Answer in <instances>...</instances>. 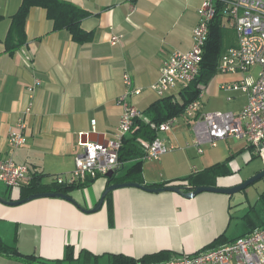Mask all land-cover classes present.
<instances>
[{
	"label": "crops",
	"instance_id": "crops-1",
	"mask_svg": "<svg viewBox=\"0 0 264 264\" xmlns=\"http://www.w3.org/2000/svg\"><path fill=\"white\" fill-rule=\"evenodd\" d=\"M65 1L90 14L81 23L91 33L89 42L79 45L66 31H54L45 10L32 8L25 23L26 45L9 55L4 39L20 0H0V158L28 168L31 175L25 187L34 178L47 188L55 187L56 176L74 170L75 160L84 154L83 144H104L123 112L118 97L127 93V102L140 111V120H146L143 112L158 100L150 87L159 78L161 64L173 53L190 50L202 3ZM220 27L222 32L228 27L223 17ZM112 37L120 40L113 45ZM235 45L234 34L221 54ZM245 74L216 72L199 97L202 102L205 93L215 102L214 109L206 111L208 100L207 105L202 102V111L239 112L246 95L222 92L219 87ZM125 76L130 86L125 85ZM36 79L41 84L31 99L27 88ZM133 89L140 94H128ZM177 93L173 90L167 96ZM30 103V113L24 114ZM20 118L25 144L11 150L8 133L18 130ZM193 126L181 114L170 129L157 131L156 138L176 149L157 161L142 159L140 185L157 188L194 177L199 187L231 188L264 170V145L253 148L243 140L227 138L213 147H196ZM216 165L215 175L205 173ZM106 187L107 179L97 178L68 192L72 201L40 198L15 206L0 201V240L22 255L46 262L62 260L69 248L71 264H108L111 254L135 260L160 252L171 258L189 255L221 235L229 242L264 225V190L250 193L246 188L232 195L204 192L186 199L172 192L125 187L110 192L98 211L85 212L96 206ZM0 198L17 201L20 190L0 183ZM0 264L28 263L0 254Z\"/></svg>",
	"mask_w": 264,
	"mask_h": 264
},
{
	"label": "built area",
	"instance_id": "built-area-1",
	"mask_svg": "<svg viewBox=\"0 0 264 264\" xmlns=\"http://www.w3.org/2000/svg\"><path fill=\"white\" fill-rule=\"evenodd\" d=\"M223 6V18L236 36V45L229 48L218 60L217 73L245 74L258 67L256 78L245 76L234 83H224L222 92H243L247 97L245 106L236 113L212 111L203 112L200 98L191 103L182 116L194 122L193 145L200 147L208 144L213 147L227 138L243 140L253 148L264 145V0H202L197 11L198 22L192 31V44L189 51L173 53L163 60L158 80L150 87L158 99L171 91H181L198 74L204 48L209 36V24L216 13V6ZM120 38L112 37L111 44ZM124 83L130 86L129 77ZM41 84L39 79L27 88L30 98ZM128 94L139 95L133 89ZM127 93L118 97L117 103L123 112L118 125L104 144L86 142L83 144V156L75 160V168L68 176H56L53 182L58 186H74L97 178H106L109 172L116 173L122 166L118 160L122 140L132 129L134 121L140 118V111L127 102ZM31 103L24 114L31 111ZM175 122L169 119L158 127V131H167ZM18 130H10L7 144L11 150L25 144L22 119L17 121ZM172 144H166L155 138L145 149L143 160H159L164 154L175 150ZM197 151L202 153V149ZM30 172L24 165L15 163L11 158H0V183L10 189L25 187ZM135 264H264V225L250 233L229 241L219 247L201 250L189 255L174 257L158 263L137 262Z\"/></svg>",
	"mask_w": 264,
	"mask_h": 264
},
{
	"label": "trees",
	"instance_id": "trees-1",
	"mask_svg": "<svg viewBox=\"0 0 264 264\" xmlns=\"http://www.w3.org/2000/svg\"><path fill=\"white\" fill-rule=\"evenodd\" d=\"M32 8L45 10L47 19L52 23V29L54 31H66L76 44L81 45L91 40V33L85 32L81 28L82 21L90 15L88 12L65 0H20L18 10L10 18V26L4 39V50L9 55H13L16 50L26 45L25 23L28 12ZM222 17L223 6L217 4L216 13L208 27L209 36L204 48L202 62L194 80L177 94L166 96L153 102L143 112L146 120H140L138 118L134 121L131 131L122 140V146L118 155V160L122 163L121 171H125V173L120 178H117L116 174L112 178H107V186L125 182L138 183L146 146L157 137L158 127L169 119L179 117L191 103L199 99L204 89L208 86L217 72L218 59L223 52V34L220 27ZM129 162L134 164L129 166L128 169H125V164ZM223 165L220 166L223 167ZM217 166L219 165L208 169L205 173L210 172L212 175H215V169L216 172L219 169ZM92 181L94 180L70 187L55 185V187L50 186L47 188V186L40 184L39 178H34L28 186L20 189V199H25L33 194L46 192H61L67 194ZM178 181L174 184L184 185L187 187L185 189L186 191L199 187L194 177H188ZM167 184L169 183H164L156 187H163ZM227 242L224 235H221L202 250L216 248ZM0 254L11 256L14 259L28 264H71L73 261L69 248H67L62 260L46 262L34 255H22L15 248L5 245L1 240ZM108 257V264H135L137 262L158 263L171 259V255L167 252L144 256L138 260L120 254H111Z\"/></svg>",
	"mask_w": 264,
	"mask_h": 264
},
{
	"label": "water",
	"instance_id": "water-1",
	"mask_svg": "<svg viewBox=\"0 0 264 264\" xmlns=\"http://www.w3.org/2000/svg\"><path fill=\"white\" fill-rule=\"evenodd\" d=\"M121 168H122V166H121ZM121 168L117 172L121 171ZM116 173L109 172L106 175V179L112 178V176ZM262 178H264V170L259 172L256 175H254L250 179L244 181L242 184H239V185L231 187V188L201 186V187L194 188L192 191H186L185 189L187 187H185L184 185H177V184H168V185H165L163 187H158V188L142 186L139 183H135V182L111 184L105 188V190L101 194V197H100L98 203L96 204V206L90 211H85V210L84 211L85 212H96V211H98L101 208L106 196L110 192H112L116 189L125 188V187L140 188V189L147 191V192H150V193L172 192V193L178 194L179 196H182L186 199H190V198H193V197L197 196L198 194H201L204 192L232 195L234 193H238L242 190H245L250 185H252L254 182H256ZM40 198H60V199L72 201V199L68 196V194H64L61 192H47V193L33 194V195L28 196L25 199H19V200L14 201V202H7L6 200H3L1 198H0V201L3 203L9 204V205L15 206V205H20V204H23V203H26V202H29V201H32L35 199H40Z\"/></svg>",
	"mask_w": 264,
	"mask_h": 264
},
{
	"label": "rangeland",
	"instance_id": "rangeland-1",
	"mask_svg": "<svg viewBox=\"0 0 264 264\" xmlns=\"http://www.w3.org/2000/svg\"><path fill=\"white\" fill-rule=\"evenodd\" d=\"M222 34H223V44H224V46H227L228 45V42L230 40H233L234 39V32H233V30H231L230 28L227 27V28L223 29ZM231 43H233V41H231ZM223 51H224V48H223ZM258 72H259V69L256 66V67H253L249 72H247L245 74V76L248 75V76H251L253 78H256ZM208 100L209 99L206 98V94L203 93V100H202V102L205 101L206 102L205 105H207ZM214 106H215V102H212L211 100H209V104L206 106V111H209V110L214 109L213 108ZM255 159H258V158H255ZM133 164L134 163H130V164L129 163H126L125 169H128L129 166L130 165H133ZM255 164H257V163H255ZM124 173H125V171H119V172L116 173V177L117 178H120ZM249 188H250V190L248 192H250V193L255 192V190L256 191L264 190V178H262L261 180L257 181V183H255L254 185L249 186L247 189H249Z\"/></svg>",
	"mask_w": 264,
	"mask_h": 264
}]
</instances>
